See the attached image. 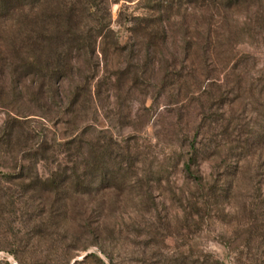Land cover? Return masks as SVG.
<instances>
[{
  "label": "trees",
  "instance_id": "trees-1",
  "mask_svg": "<svg viewBox=\"0 0 264 264\" xmlns=\"http://www.w3.org/2000/svg\"><path fill=\"white\" fill-rule=\"evenodd\" d=\"M149 1V14L126 12L122 22L144 50V63L139 69L127 67L118 73L120 89L125 85L123 76L133 73L128 92L155 86L158 97L167 92L179 97L178 92L173 93L175 88L186 95L190 78L197 83L203 76V81L213 82L222 71L220 64L227 69L229 78L252 57L236 51L233 39L239 37L241 45L247 36L264 34V0ZM188 3L200 9L193 30L176 20ZM110 4L111 0H0V106L15 107L14 115L9 114L0 132V152L13 162V171H0V227L10 233L7 240L11 251L20 259L27 253H36L37 243H47L58 253L53 263L63 264L65 260L70 264L73 251L94 245H81L86 237L97 239L104 230H110V225L100 218L101 222L94 224L100 194L115 188L123 191L133 183L131 146L116 147L112 139L100 138L93 128L80 124L81 112L93 100L91 82L95 74H87L65 94L61 90L62 82L73 77L81 57L92 60L98 45L106 56L128 50L127 56L133 58L134 45L127 48L111 26ZM234 12L248 15L250 21L245 27H234ZM175 29L181 33L183 50L181 56L169 59L164 50ZM155 60L161 62L157 82ZM255 86H260L262 106L255 124L237 125L231 117L217 116L210 110L209 122L220 121L214 145L199 143L196 137L189 143L185 170L198 186L197 205L218 198L222 190L204 182L193 170L200 155L217 158L224 150L233 154L240 149L241 163L250 155L252 136L257 134V141L264 144V70ZM238 97L229 100L222 94L217 100L225 106ZM214 98L209 95V99ZM25 107L33 109L40 119L28 118ZM50 123L54 127L65 124L73 132L59 138ZM242 174L245 167L239 164L224 192L238 191ZM261 194L259 189L249 204L242 205L234 235L229 238L230 248L238 246L235 264H264V250L259 251L260 246L264 247ZM21 229L27 233H19ZM102 251L105 252L103 248ZM200 255L190 264H227L211 253ZM89 257L106 264L96 253L86 256ZM34 263L51 264L48 255L36 258Z\"/></svg>",
  "mask_w": 264,
  "mask_h": 264
},
{
  "label": "rangeland",
  "instance_id": "rangeland-1",
  "mask_svg": "<svg viewBox=\"0 0 264 264\" xmlns=\"http://www.w3.org/2000/svg\"><path fill=\"white\" fill-rule=\"evenodd\" d=\"M149 4H152L149 0H111V26L127 48L134 45L133 58L127 56L128 50L123 54L111 52L106 56L98 45L92 60L81 57L73 77L62 82L61 90L65 94L87 74H95L91 82L93 100L81 112L80 124L83 128H93L100 138L112 139L116 147L131 146L135 162L131 186H126L123 191L115 188L100 194L94 224L101 222L100 218L110 225V230H104L97 239L86 237L81 245H94L73 251L71 255L74 258L70 264H76V260L82 261L81 264H101L86 258L92 252L106 264H190L200 254L207 253L227 264H235L234 251L238 246L230 248L229 238L234 235L240 209L253 200L259 189L264 198V144L257 141V134L252 136L250 155L241 159V163H238L240 149L233 154L224 150L217 158L200 155L192 165L193 170L207 184L222 189L218 198H211L205 205L201 202L196 204L198 186L188 176L185 164L190 156L189 143L195 137L199 143L214 145L220 121L209 122L210 110L217 116L225 114L227 118L231 117L237 125L257 122L262 106L258 95L260 86L257 88L255 85L264 70V34L247 36L241 45L237 42L239 37L233 39L236 51L252 57L246 66L242 65L236 70V75L229 78L226 77L227 69L220 64L222 71L213 82L203 81V76L197 83L190 78L191 86L186 95L175 88L173 93L178 92L179 97H174L172 92L158 97L155 86L147 91L140 87L128 92L133 73L123 76V89L118 87V73L127 67L139 69L144 63V50L122 22L126 12L149 14ZM199 17L200 9L188 3L176 20L185 22L193 30ZM249 21L245 13L232 14L231 22L236 28L245 27ZM252 33H255L253 29ZM182 50L181 33L177 29L172 30L164 53L173 59L174 56H181ZM180 58L177 60L179 66L182 64ZM234 58L232 64L238 59L237 56ZM160 64L158 60L153 63L154 82L161 76ZM222 94L229 100L237 95L239 97L233 103L221 106L217 99ZM209 95L215 97L214 100L209 99ZM23 110L28 118L40 119L33 109L25 107ZM14 111L13 105L9 108L0 106V132L5 120L9 114L14 115ZM49 125L52 130H57L59 138L73 132L62 123L57 127L52 123ZM239 164L245 167V174L240 176V188L235 192H224L229 189V182L233 179L231 173ZM12 166L11 159H5L0 152V171H13ZM18 232L25 234L27 230ZM9 235L4 227H0L1 264H35L36 258L46 255L49 262L55 264L54 259L59 258L53 247L37 243L36 253H27L20 259L11 251L7 240ZM261 250L264 247L260 246ZM200 256L203 258V255ZM63 264L67 261L64 260Z\"/></svg>",
  "mask_w": 264,
  "mask_h": 264
}]
</instances>
